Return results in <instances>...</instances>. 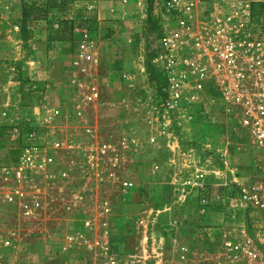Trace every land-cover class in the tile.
<instances>
[{
  "label": "rangeland",
  "instance_id": "rangeland-1",
  "mask_svg": "<svg viewBox=\"0 0 264 264\" xmlns=\"http://www.w3.org/2000/svg\"><path fill=\"white\" fill-rule=\"evenodd\" d=\"M171 1L154 5L162 31ZM182 1L193 5L196 20L199 2L237 0ZM248 1L264 31V0ZM56 4L61 9L48 0H0V109L22 118L23 134L14 137L0 114V264H229L228 242L256 252L254 260L231 253L236 264H264V210L240 201L244 190L264 188V150L233 126L211 82L200 91L206 104L191 110L184 98L171 108L163 64L152 63L166 78L162 91L148 72L153 42L164 37L145 35L148 0ZM32 5L49 13L27 23L24 41V8ZM48 72L61 91L46 99L47 87L26 78ZM14 80L22 89L17 106ZM35 111L39 119L29 120ZM33 134L61 149L48 190L23 199L14 193L25 186L14 182L13 166ZM103 144L117 149L118 168L106 163L101 174L83 172L80 155ZM67 169L72 175L64 180ZM32 200L42 208L28 219L23 205Z\"/></svg>",
  "mask_w": 264,
  "mask_h": 264
},
{
  "label": "built area",
  "instance_id": "built-area-1",
  "mask_svg": "<svg viewBox=\"0 0 264 264\" xmlns=\"http://www.w3.org/2000/svg\"><path fill=\"white\" fill-rule=\"evenodd\" d=\"M198 6L195 20L191 3L172 0L167 5L170 14L163 17L169 27H163V49L156 63L163 64L167 74L171 108L179 106L184 98L191 110L206 104L200 91L203 83L211 82L233 126L242 130L254 147L264 150V31L255 20L252 4L237 0L227 4L199 2ZM168 18L178 24L177 29ZM9 109H0V114L10 121L14 137L22 138V118L18 114L12 116ZM27 139L29 143L20 150L19 160L13 166L14 182L25 186L14 188V193L23 199L29 198L30 192L48 190L55 180L50 172L54 151L61 149L60 143L54 147L41 144L36 134ZM116 153L111 144L92 146L80 155V168L88 174H101L106 163L117 169L120 162ZM71 175L70 169L60 173L64 180ZM123 186L131 188L133 184L126 181ZM240 201L250 203L258 211L264 210V188L256 184L251 190H244ZM41 208L39 200H32L23 205L24 216L32 219ZM231 253H241L249 260L256 258L249 243H226L225 257L229 264H236Z\"/></svg>",
  "mask_w": 264,
  "mask_h": 264
},
{
  "label": "trees",
  "instance_id": "trees-1",
  "mask_svg": "<svg viewBox=\"0 0 264 264\" xmlns=\"http://www.w3.org/2000/svg\"><path fill=\"white\" fill-rule=\"evenodd\" d=\"M48 2L50 3V7H56V8L61 9V6H57L56 0H48ZM148 2H149V19L145 25V35L147 36L148 39L153 38V37L160 39L163 36V31L160 25V20L155 14L154 5L156 3V0H148ZM67 3L68 2L64 1V4H67ZM258 6L260 8H264V4H258ZM48 13H49V8H40V7H37L36 5H32L30 7L25 6L24 13H23L24 16L22 20V34H23L22 39L24 41H27V36H26L27 23L32 19L33 20H39V19L47 20ZM153 43L155 46V50L153 51V53L149 55L148 72L151 76V82L154 85L158 86V89L162 91L163 88L166 87L167 85L166 78L162 74V72H160V70H158V68L154 66L152 63L154 59L157 57L158 52L162 51L163 47L162 45L158 44L156 41Z\"/></svg>",
  "mask_w": 264,
  "mask_h": 264
},
{
  "label": "crops",
  "instance_id": "crops-1",
  "mask_svg": "<svg viewBox=\"0 0 264 264\" xmlns=\"http://www.w3.org/2000/svg\"><path fill=\"white\" fill-rule=\"evenodd\" d=\"M31 3H39V2H46L47 0H29ZM17 8V9H16ZM16 8H14V16L18 17L20 16V6H16ZM49 20L50 18L48 19V21L44 22L46 25H49ZM17 22V21H15ZM4 26V25H2ZM42 25L40 24V27ZM13 25L11 23H8L7 24V28L8 29H12ZM1 29V28H0ZM18 29L14 26V33H17ZM17 54V53H16ZM38 74V75H37ZM35 75V77L37 78H34L33 76L30 75H27L28 80H32V81H38L37 83H40L38 85H44L47 87V91H46V95H45V98L46 99H49V97H53V96H56L59 94V92L61 91V83L60 84H54L53 82L55 81H58L56 77L53 76V74H51L50 72L48 73H44V74H39L37 73ZM19 82L18 81H15L14 80V106H17L21 101H22V89L20 88L19 86ZM58 87V88H56ZM21 107V106H20ZM37 111H35L34 114L32 115H28L29 116V120H32V119H39V116L37 115L36 113ZM64 127L67 126V123L65 122V124H63ZM49 135H51L49 133ZM43 136V137H42ZM38 139H40L42 142H48L47 141V137H45L44 135H38ZM44 140V141H43Z\"/></svg>",
  "mask_w": 264,
  "mask_h": 264
}]
</instances>
